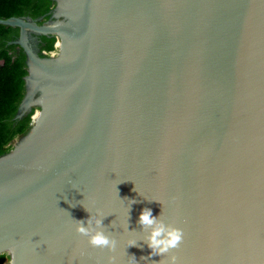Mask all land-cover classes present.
<instances>
[{"label": "water", "instance_id": "95a60500", "mask_svg": "<svg viewBox=\"0 0 264 264\" xmlns=\"http://www.w3.org/2000/svg\"><path fill=\"white\" fill-rule=\"evenodd\" d=\"M51 1L46 20L0 19L26 56L15 119L33 109L0 156V252L264 264V0ZM40 36L57 55H39ZM144 208L184 233L163 257L140 260ZM97 213L114 252L75 231Z\"/></svg>", "mask_w": 264, "mask_h": 264}, {"label": "trees", "instance_id": "16d2710c", "mask_svg": "<svg viewBox=\"0 0 264 264\" xmlns=\"http://www.w3.org/2000/svg\"><path fill=\"white\" fill-rule=\"evenodd\" d=\"M54 7L51 0H0V19L10 17H44ZM19 36V29L0 25V156L9 152L11 143L25 135L31 123V112L20 119H15L18 107L25 96V81L27 76L26 56L23 50L10 44ZM39 55L53 52L54 37H38ZM0 264H6L0 258Z\"/></svg>", "mask_w": 264, "mask_h": 264}, {"label": "clouds", "instance_id": "9594fccd", "mask_svg": "<svg viewBox=\"0 0 264 264\" xmlns=\"http://www.w3.org/2000/svg\"><path fill=\"white\" fill-rule=\"evenodd\" d=\"M59 47V44H57ZM53 56L57 55L56 52L52 53ZM39 116V112L32 117L33 122ZM134 200L129 201V207ZM87 210V209H86ZM102 215L97 213L96 216H89L86 222L77 221L75 231L83 237H86L88 244L93 248L107 249L110 253L114 252L117 247V241L107 235L105 231L101 228L102 225ZM138 223L146 230H150L149 234L144 240L150 252L148 256H141L140 260H149L153 256L163 257L168 254L170 250L176 249L183 240V231L168 223L167 225L153 216L151 208L142 209L139 217ZM132 246L142 247L138 244V241L134 237L127 239L125 243V248ZM131 257L130 264H138L136 257L134 255H128ZM0 258L6 260V264H15L14 257L11 250L6 252H0ZM109 264H116V258L113 256L109 257ZM159 264H178L177 257L171 255L167 260L159 261Z\"/></svg>", "mask_w": 264, "mask_h": 264}]
</instances>
